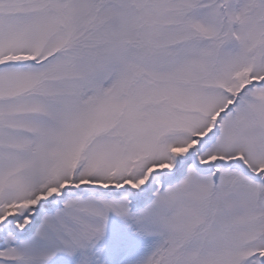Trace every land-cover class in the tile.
Wrapping results in <instances>:
<instances>
[{"label":"snow or ice","instance_id":"1","mask_svg":"<svg viewBox=\"0 0 264 264\" xmlns=\"http://www.w3.org/2000/svg\"><path fill=\"white\" fill-rule=\"evenodd\" d=\"M0 264H264V0H0Z\"/></svg>","mask_w":264,"mask_h":264}]
</instances>
